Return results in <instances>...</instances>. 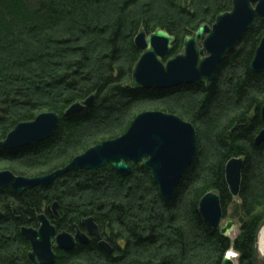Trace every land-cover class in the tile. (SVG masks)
Returning a JSON list of instances; mask_svg holds the SVG:
<instances>
[{"label": "trees", "instance_id": "trees-1", "mask_svg": "<svg viewBox=\"0 0 264 264\" xmlns=\"http://www.w3.org/2000/svg\"><path fill=\"white\" fill-rule=\"evenodd\" d=\"M231 9L232 0H0V139L43 112L61 118L52 138L0 149V167L27 177L64 168L90 147L123 135L144 107L177 114L197 130L205 125L206 135L202 141L198 134L196 156L169 203L151 171L134 163L127 177L107 165L97 172L71 171L23 194L1 189L0 264H32V247L21 228H37L41 214L58 232L69 233L93 217L113 248L108 254L97 242L70 252L55 247V264H223L231 248L239 264H258L264 143L255 139L263 128L264 72L254 73L251 64L264 21L228 54L210 88L131 86L142 55L135 45L141 28L173 35L175 57L186 37ZM93 94V107L65 115ZM234 157L244 160L236 198L226 181V165ZM211 191L220 195L225 217L233 207L232 217L241 222L234 241L199 213L201 198ZM55 203L57 214L49 212Z\"/></svg>", "mask_w": 264, "mask_h": 264}, {"label": "water", "instance_id": "water-1", "mask_svg": "<svg viewBox=\"0 0 264 264\" xmlns=\"http://www.w3.org/2000/svg\"><path fill=\"white\" fill-rule=\"evenodd\" d=\"M264 21V0H232V9L220 13L212 25L202 24L196 32L184 40L182 52L169 58L175 37L165 30L157 29L147 34L141 28L135 38L136 47L142 55L135 65L131 86L142 90H169L188 84L204 83L210 88L216 78L219 66L257 22ZM254 73L264 72V36L252 61ZM95 95L70 106L65 115L71 116L93 107ZM263 128L255 142L264 143V105L261 110ZM60 116L55 112H43L34 120L19 123L5 139H0V149L19 150L38 145L52 138L60 125ZM198 149V134L193 123L181 116L159 110L138 114L128 130L116 139L90 147L76 156L67 166L52 173L27 177L16 175L10 170L0 171V190L9 188L16 194L35 188L49 186L55 180L71 171H93L111 165L122 176L132 173L131 163L151 171L159 186L162 198L171 202L186 171L192 164ZM244 160L230 159L226 165V181L234 197H238L242 186ZM57 203L54 204V209ZM199 213L206 224L221 230L229 236L234 221L225 220L220 195L211 191L199 203ZM0 208V217H3ZM39 226L21 228L22 235L30 242L32 264H55L54 248L73 251L78 244L87 245L91 238L108 253H113L111 244L102 239L99 226L93 217L82 224L87 234L78 229L75 235L58 232L46 214L38 216ZM264 227L261 224L256 240L258 264H264V254L259 251V236ZM232 251L225 255L223 264H239Z\"/></svg>", "mask_w": 264, "mask_h": 264}, {"label": "rangeland", "instance_id": "rangeland-1", "mask_svg": "<svg viewBox=\"0 0 264 264\" xmlns=\"http://www.w3.org/2000/svg\"><path fill=\"white\" fill-rule=\"evenodd\" d=\"M173 57V56H172ZM171 56H169V58H172ZM143 112H145V111H151V110H159V111H164V110H162V109H156V108H154V107H144L143 108ZM164 112H166V111H164ZM184 119V118H183ZM199 130H197V134H199L200 135V137H201V139H202V141L205 139V137H206V135H205V125H200L199 126ZM199 132V133H198ZM199 135H198V137H199ZM199 137V138H200ZM0 168H5V170H9L8 168H6V167H4L3 165H1V167ZM234 198H236V197H234ZM235 200H237V199H235ZM234 210H233V207H231V208H229V210H228V216L227 217H225V220L223 221V223H222V225L223 226H225L226 224H227V222L228 221H234V223H235V225H234V227L232 228V230L229 232V236H230V238H231V240L232 241H234L237 237H238V235L240 234V228H241V222L237 219V218H235V217H232V212H233ZM231 251L233 252V253H235V255H236V260H237V262H238V256H239V254L234 250V248H231Z\"/></svg>", "mask_w": 264, "mask_h": 264}, {"label": "flooded vegetation", "instance_id": "flooded-vegetation-1", "mask_svg": "<svg viewBox=\"0 0 264 264\" xmlns=\"http://www.w3.org/2000/svg\"><path fill=\"white\" fill-rule=\"evenodd\" d=\"M257 24V23H256ZM204 84V83H203ZM49 212H54L55 214H57V207L54 209V205H53V207L51 208V209H49ZM47 216V215H46ZM48 217V216H47ZM49 218V217H48ZM51 221V220H50ZM52 223V222H51ZM53 224V223H52ZM97 224V223H96ZM54 225V224H53ZM55 226V225H54ZM56 227V226H55ZM78 229L79 230H81L82 232H85L86 234H87V229H86V227L83 225V224H81V226L79 227V226H76V231L75 232H73V233H71L72 235H75L76 233H77V231H78ZM101 231V230H100ZM69 233V232H68ZM101 235H102V239H104V240H106L104 237H103V234H102V232H101ZM93 242H97L98 244H99V242L97 241V240H95L94 238H91V241H90V243L89 244H91V243H93ZM89 244H87V245H89ZM78 245H81V244H78Z\"/></svg>", "mask_w": 264, "mask_h": 264}, {"label": "bare ground", "instance_id": "bare-ground-1", "mask_svg": "<svg viewBox=\"0 0 264 264\" xmlns=\"http://www.w3.org/2000/svg\"><path fill=\"white\" fill-rule=\"evenodd\" d=\"M259 251L261 254H264V227L261 230L260 236H259Z\"/></svg>", "mask_w": 264, "mask_h": 264}]
</instances>
